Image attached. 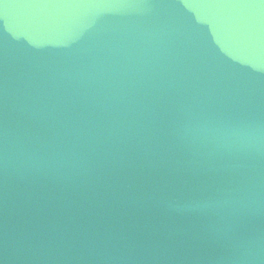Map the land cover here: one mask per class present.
I'll use <instances>...</instances> for the list:
<instances>
[{
    "label": "water",
    "instance_id": "water-1",
    "mask_svg": "<svg viewBox=\"0 0 264 264\" xmlns=\"http://www.w3.org/2000/svg\"><path fill=\"white\" fill-rule=\"evenodd\" d=\"M0 264H264V0H0Z\"/></svg>",
    "mask_w": 264,
    "mask_h": 264
}]
</instances>
